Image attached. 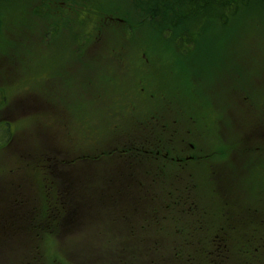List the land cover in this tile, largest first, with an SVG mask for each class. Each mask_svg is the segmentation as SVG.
<instances>
[{
  "label": "rangeland",
  "instance_id": "rangeland-1",
  "mask_svg": "<svg viewBox=\"0 0 264 264\" xmlns=\"http://www.w3.org/2000/svg\"><path fill=\"white\" fill-rule=\"evenodd\" d=\"M9 2L0 8V112L7 113L22 94L39 101H33L38 109L27 116L0 120V190L4 191L0 209L3 216L8 214H4L7 206L27 207L35 214L36 205L31 201L37 196L39 204L40 197L46 194L45 189L51 196L41 201V205L57 203V181L53 179L51 184L43 180L45 173L72 176L80 181L77 194L87 195L88 200L95 197L106 185L100 178L111 175L112 165L124 160L119 152L108 156L106 141L123 144L138 137L134 128V124L139 123V120L135 122L137 114H155L160 121L174 126L165 133H156L155 137L168 141L175 131L181 144L191 141L202 150L206 106L212 113L223 114L222 135L233 141L238 136V126L236 115L232 114L241 109L244 97L260 99V94H264V11L244 12L227 28L191 32L199 43L189 54L180 55L176 46L181 44L160 39L159 35L164 32L156 30L155 25H143L126 0H56L54 2L64 5H49L48 12L62 17L46 12L45 0ZM116 18L123 21L117 22ZM111 21L115 27L108 26ZM61 22L68 31L75 28L86 31L64 32L67 30H62ZM53 25H58L61 32H52L49 38L53 47L46 46L44 31L54 30ZM127 29L131 32L123 31ZM74 33L77 36L73 40ZM71 44L76 52L71 51ZM192 60L197 67L205 61L210 64L208 75L198 72V76L191 78L192 72L184 64ZM122 61L129 69L121 76H113L112 68ZM146 67L147 72H142ZM90 70L94 74L92 82L86 76L75 80L76 76H83V71ZM147 94L172 99L154 104L146 100ZM172 96H181L183 100L179 97L173 100ZM190 98L193 104L187 107ZM188 129L196 133V140L185 132ZM98 135L104 136L100 143L95 140ZM60 142L66 150L59 149ZM47 144L50 150L46 151ZM166 167L169 173L170 168ZM71 195H66L68 206L78 200ZM16 198L20 203L14 201ZM203 199L205 203L204 196ZM90 213L75 231L62 238L54 226L63 220V212H40L38 220L34 216L31 232L27 233L28 236L41 235H35L34 242L17 244L2 257L4 263L96 264V259L102 257V244L98 242L109 243V238L122 236L145 238L140 229L132 227L133 231L130 230L123 222L114 220L113 215ZM45 215L48 226L41 228ZM130 221L141 229L151 225L141 216H133ZM135 230L138 232L133 234ZM152 230L155 231L153 226ZM51 234L58 235L57 240L49 237ZM228 237L238 244V233L231 232ZM245 244H238V251L229 250L235 264L251 263L248 257L239 254ZM257 247L258 244H253L250 252H255ZM4 249L9 247L4 246ZM57 256L61 261L56 260ZM116 263L112 260L107 264Z\"/></svg>",
  "mask_w": 264,
  "mask_h": 264
},
{
  "label": "flooded vegetation",
  "instance_id": "flooded-vegetation-1",
  "mask_svg": "<svg viewBox=\"0 0 264 264\" xmlns=\"http://www.w3.org/2000/svg\"><path fill=\"white\" fill-rule=\"evenodd\" d=\"M54 1L56 0H45L43 4L46 5V12L50 10L49 5H64V3ZM55 13L50 14L54 17H62ZM66 13L71 14L70 12ZM80 14L84 15L82 12ZM71 21L73 20H70V23ZM116 21L121 23L123 20L116 18ZM111 23L108 26L115 27L113 21ZM53 26L56 27L54 30L44 31L46 46L51 45L49 37L52 32H61L58 25ZM59 26H63L62 30L65 29L63 22ZM72 26L74 25L72 24ZM85 31L75 28L64 32ZM123 31L131 32L130 29ZM75 33L72 34L73 40L77 36ZM194 46L188 48L176 46V48L180 55H184L185 53L189 54L191 49L195 48ZM198 47L194 51L195 53L198 51ZM70 48L72 52H76L72 44ZM208 65L210 64H206L205 61V64L197 67L193 60L184 64L186 68H190L191 78H194L195 75L198 76V72L208 75ZM128 69V64L122 61L112 68V75L121 76ZM147 70L148 67L142 69V72L145 73ZM83 73V76H76L75 80L85 79L86 76L89 78V82L93 81L94 74L91 70L83 71ZM141 91H143L142 87ZM172 97L173 100H176L177 97L183 100L181 96ZM171 99L159 95H149L146 98L154 104ZM242 101L241 109L232 114L236 115L238 126L236 134L238 136L233 141L227 140L225 134L222 135L223 114L221 112L212 113L208 106L204 108L205 132L204 140L201 142L202 150L197 147V143L191 141L181 144L175 131L168 141L155 137L156 133L160 134L163 131L165 133L168 128L174 126L160 121L155 114L141 116L136 113L138 119L135 122L139 120V123L134 124V128L137 130L138 137L123 144L113 140L106 141L109 144L108 156L110 157L112 152H119L124 160L112 165L111 175L100 178L105 181L106 185L100 189V192H96L95 197L91 196L93 200L92 198L88 200L87 195L75 192L79 187L78 179H72L73 177L67 174L61 176L55 172L44 174L43 180L50 181L51 184L54 182L53 179L57 181L55 184L57 196L55 201L57 203L49 205V202V204L41 205V201H47L51 196L50 192L45 189L43 192L46 194L40 197L39 204L37 196L34 197L35 201H31L36 205L34 209L37 212L35 214H32V210L27 207L11 208V206H7V211L4 214L8 213L9 215L7 214L5 217L0 209V264H5L2 257L15 249L17 244L27 241L34 242L37 240L35 235H41L36 233L28 236L29 232L27 233V231L31 232L34 216L35 220H38L40 212H60V214L63 212L61 215L63 220L57 224V227L54 226L55 229H59V236L62 237L61 235L64 234L68 225L79 224V218L83 211L92 213L118 212L117 217L127 226L131 225V214H138L146 222L149 213L150 222L155 225L160 226L163 221L168 223L172 228L173 238L175 237L173 241L176 240L174 243L183 241L198 245L216 244L218 246L216 253L220 260L216 259L213 264H235L229 257V250L238 251V244L243 243L246 244L242 249H239V254L248 257L251 261L250 264H253V261L255 264H264V94H260V99L244 97ZM192 104L191 98L188 99L187 107H191ZM32 106L35 110L38 109V107H34V104ZM44 111L47 113L48 107ZM220 122L221 125H219ZM195 123H197L196 120ZM111 131L113 133L112 129ZM185 132L196 140L194 131L188 129ZM103 137L98 135L95 140L100 143ZM132 144L133 146H130ZM58 145L60 150L67 149L61 142ZM49 146L50 144L46 145V151L50 150ZM115 148H117L116 151ZM166 166L170 168L169 173L166 171ZM90 177L93 182L94 176ZM12 193L15 195L14 191ZM67 194H73L78 199L76 202L71 201L74 203L72 206L67 205ZM2 197H4V191L0 190V199ZM17 199L14 201L20 203ZM66 211L68 212L65 214ZM72 216H75L73 220L70 219ZM77 216L79 217L77 218ZM26 217L28 218L26 219ZM46 220L48 219L45 215L41 228L48 226ZM34 228L39 229L40 227L34 225ZM231 232L238 233V244L229 240L228 235ZM118 238L120 237L109 239L111 242L123 239L137 242L147 240V238L138 237L131 239L122 236L120 239ZM157 239L163 241L162 238ZM253 244H258V247L254 249L255 252L251 253L250 248ZM4 246H8L9 249H4ZM258 253L261 254L259 258H257ZM180 254L177 251L176 258ZM117 257L120 259L123 256ZM56 260L61 261L59 258ZM191 261V264H199L201 259L194 254ZM206 261L211 263V260Z\"/></svg>",
  "mask_w": 264,
  "mask_h": 264
},
{
  "label": "trees",
  "instance_id": "trees-1",
  "mask_svg": "<svg viewBox=\"0 0 264 264\" xmlns=\"http://www.w3.org/2000/svg\"><path fill=\"white\" fill-rule=\"evenodd\" d=\"M9 1L11 0H0V8L10 3ZM128 2L131 3L134 14L142 19L145 26L155 25L156 30L164 32L162 35L158 34L160 39L165 42L174 40L182 47L197 46L199 43L191 32L205 30L207 32L208 28L211 30L227 28L244 12L255 9L264 11V0H128ZM140 4L143 8L146 7L144 12L138 9ZM172 32L182 33L174 35ZM113 215L114 220H117V213ZM147 223L149 224V221ZM129 228L133 231L132 226ZM150 231V227L147 226L146 243L123 239L102 244L101 253L104 258L102 257L99 264L112 263V260L117 262L116 264H191L194 254L201 259L199 264H213L216 259L220 260L216 253L218 248L216 244L198 245L188 241L176 242L181 243L176 245L174 242L162 243L156 238L149 237L158 233ZM177 251L181 254L176 258ZM117 256L123 257L119 259ZM206 260H211V263Z\"/></svg>",
  "mask_w": 264,
  "mask_h": 264
},
{
  "label": "snow or ice",
  "instance_id": "snow-or-ice-1",
  "mask_svg": "<svg viewBox=\"0 0 264 264\" xmlns=\"http://www.w3.org/2000/svg\"><path fill=\"white\" fill-rule=\"evenodd\" d=\"M33 103L32 98L26 94L18 96L7 113L0 112V120L14 119L16 116L29 115L35 110L32 106ZM13 113H15V116Z\"/></svg>",
  "mask_w": 264,
  "mask_h": 264
},
{
  "label": "bare ground",
  "instance_id": "bare-ground-1",
  "mask_svg": "<svg viewBox=\"0 0 264 264\" xmlns=\"http://www.w3.org/2000/svg\"><path fill=\"white\" fill-rule=\"evenodd\" d=\"M144 8L146 9L145 6H144ZM144 8H143V6H141V4L138 5V9H139L141 12H144ZM186 33H189V32H186ZM191 46H192V45H191Z\"/></svg>",
  "mask_w": 264,
  "mask_h": 264
}]
</instances>
